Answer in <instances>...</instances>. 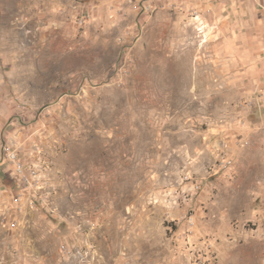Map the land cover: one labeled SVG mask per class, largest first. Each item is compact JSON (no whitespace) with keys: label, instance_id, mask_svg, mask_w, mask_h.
I'll list each match as a JSON object with an SVG mask.
<instances>
[{"label":"rangeland","instance_id":"1","mask_svg":"<svg viewBox=\"0 0 264 264\" xmlns=\"http://www.w3.org/2000/svg\"><path fill=\"white\" fill-rule=\"evenodd\" d=\"M249 1L0 0V264H264Z\"/></svg>","mask_w":264,"mask_h":264},{"label":"built area","instance_id":"2","mask_svg":"<svg viewBox=\"0 0 264 264\" xmlns=\"http://www.w3.org/2000/svg\"><path fill=\"white\" fill-rule=\"evenodd\" d=\"M0 154L5 159L13 177V186L11 187L13 206H15L17 212L22 213L25 207L34 203L30 196L34 197L33 192L38 191L39 188L37 174L35 171H28L27 165L19 158L17 152L11 150L5 144H0ZM231 165V158L228 157L224 162V166L228 168Z\"/></svg>","mask_w":264,"mask_h":264},{"label":"crops","instance_id":"3","mask_svg":"<svg viewBox=\"0 0 264 264\" xmlns=\"http://www.w3.org/2000/svg\"><path fill=\"white\" fill-rule=\"evenodd\" d=\"M243 13L245 14V12ZM248 14L249 22H246L244 27L247 26L251 32V43L255 47L261 48L259 58L255 59V72L257 70L259 78L263 79L262 84H257L264 90V35H261V32H264V0H250Z\"/></svg>","mask_w":264,"mask_h":264}]
</instances>
